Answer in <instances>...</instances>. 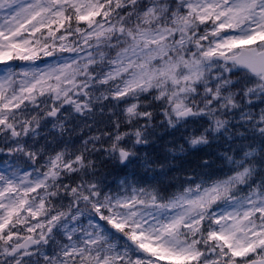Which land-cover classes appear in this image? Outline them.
Returning a JSON list of instances; mask_svg holds the SVG:
<instances>
[{
    "label": "snow or ice",
    "instance_id": "obj_1",
    "mask_svg": "<svg viewBox=\"0 0 264 264\" xmlns=\"http://www.w3.org/2000/svg\"><path fill=\"white\" fill-rule=\"evenodd\" d=\"M0 264H264V0H0Z\"/></svg>",
    "mask_w": 264,
    "mask_h": 264
}]
</instances>
